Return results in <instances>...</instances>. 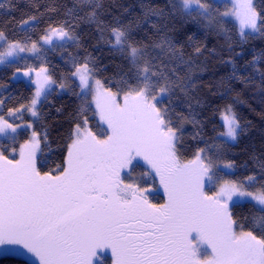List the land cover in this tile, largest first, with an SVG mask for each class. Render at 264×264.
Returning a JSON list of instances; mask_svg holds the SVG:
<instances>
[{"label":"snow or ice","instance_id":"1","mask_svg":"<svg viewBox=\"0 0 264 264\" xmlns=\"http://www.w3.org/2000/svg\"><path fill=\"white\" fill-rule=\"evenodd\" d=\"M75 2L80 7L70 9L68 15L95 23L101 39L108 31L107 43L123 56L128 68L106 86L96 79L89 55L83 63L71 57L75 69L71 76L79 80L80 91L74 94L81 99L78 115L82 119L69 134L66 156L55 174L42 173L37 167L41 138L36 131L18 150L15 146L18 129L32 128V124L8 119H20L22 111L38 117L40 98H46L56 83L47 69L41 68L31 81L35 91L30 103L9 108L8 118L0 114V246H21L35 257L34 264H94L99 249L111 250L112 264H264V158L252 156L256 171L243 181L221 175L217 161L223 146L237 141L245 131L231 104L221 113L224 130L218 133L217 152L210 155L204 147L191 159L181 158L184 123L194 127L200 123L190 101L197 87L194 57L205 49L189 35L192 52H186L169 36L167 24L169 18L179 16L230 41V29L224 25L234 18L233 26L238 22L236 32L243 42L248 36L264 34V10L258 12L253 0H168L166 8L143 5L136 27L147 25L157 38L142 42L133 39L132 24L106 25L99 18L101 0ZM220 5L226 10L220 12ZM78 11L85 15L77 16ZM36 19L30 16L22 24ZM74 27L67 20L50 25L40 37L43 43L32 41L30 47L27 40H8L0 30V65L23 59L20 53L39 55L44 45L53 44V38L79 46ZM228 47L231 51L230 43ZM262 59L264 53L254 55L239 68L231 58L223 62L232 65L229 79L247 85L258 76L264 84ZM249 68L251 73L241 75ZM178 92L188 102L187 115L174 105ZM4 105L0 99V107ZM89 112L97 119L95 131ZM199 135L197 131L193 139ZM43 139L47 140L46 133ZM140 161L141 180L158 178L164 203L148 198L159 189L144 187L133 178ZM233 165L229 161L223 167L230 170ZM258 184L257 192L249 191ZM206 189L214 190L209 194ZM246 203L252 205L250 215L238 218L235 209Z\"/></svg>","mask_w":264,"mask_h":264},{"label":"trees","instance_id":"2","mask_svg":"<svg viewBox=\"0 0 264 264\" xmlns=\"http://www.w3.org/2000/svg\"><path fill=\"white\" fill-rule=\"evenodd\" d=\"M0 30L5 33L8 40H27L28 45L32 41H39L45 30L50 26H57L65 20L75 25L73 32L79 37V46L75 43L65 44L63 47H44L40 55L34 59L18 60L9 65L0 67V99L5 100L4 112L9 108H19L21 105L30 103L34 94L32 84L23 79L14 80V76L21 70L39 66H46L50 75L56 81L54 90L41 102L38 109V118L34 129L41 138V151L38 158V168L43 172H53L58 165L62 164L66 156V143L70 132L82 117L78 115L81 99L74 93L80 91L77 82L71 76L74 71L71 57H77L80 63L89 55L94 61L96 69L95 77L107 81L118 74L127 71V61L114 51L109 43V32L106 31L101 39L95 23L85 20L73 19L68 15L70 9L79 8L75 0H0ZM102 7L98 9L99 18L106 25H114L116 21L124 24H132L133 39L142 42H150L157 37L154 30L144 25L136 27V19L143 15V5L166 8L168 0H101ZM257 11L264 10V0H254ZM55 8V11L51 9ZM224 5L219 6L223 10ZM86 11V10H85ZM85 11H78L77 16L82 17ZM30 16L37 19L31 21L28 26H23L22 21L28 20ZM157 20L156 17H152ZM30 22V21H29ZM168 34L174 42L178 41L185 46V51L192 52L187 45V37L193 35L196 42L205 49L202 55L194 57L197 65L196 81L197 87L193 90L194 100L190 101L195 118L200 122L196 127L191 123H184L183 140L181 146L182 159H190L198 148L213 147L219 140L218 133L223 131V124L219 119L220 112L226 105L231 104L245 131L239 135L235 143L224 145L223 157L234 162V170L223 176L224 179L243 181L244 178L256 171L252 156L264 158V84H261L257 76L253 83L244 84L237 80L229 79L232 71L231 64L223 61L231 58L237 67L243 66L251 61L253 56L264 53V34L257 33L248 36L243 42L236 32L232 23L224 26L230 29L228 33L231 40H226L224 35L216 31L203 28L177 16L175 19L167 20ZM229 43L232 50H229ZM215 50L212 52L211 50ZM71 54V56H70ZM259 67L264 70V59L260 61ZM19 69V71H18ZM252 69L249 68L241 75H248ZM61 83L67 85V92L60 94L58 87ZM115 90V89H113ZM174 105L177 111L187 115L186 98L177 93ZM199 100V104L196 103ZM90 125L96 130L97 119L88 113ZM27 111L23 112V120H28ZM199 131L200 135L193 139L194 134ZM47 135V140L43 136ZM27 138L22 133L17 140L23 142ZM7 154V153H6ZM133 175L144 187H155L159 189L158 178L153 182L151 177L141 180L140 173L144 171L143 161H140ZM259 184L249 190L259 189ZM152 203L162 204L165 196L162 189L158 193L149 194ZM251 203H246L235 209V215L239 217L249 216ZM0 264H33L29 260L15 256H0Z\"/></svg>","mask_w":264,"mask_h":264},{"label":"rangeland","instance_id":"3","mask_svg":"<svg viewBox=\"0 0 264 264\" xmlns=\"http://www.w3.org/2000/svg\"><path fill=\"white\" fill-rule=\"evenodd\" d=\"M254 2V0H253ZM227 8H231V5H227ZM226 10V7L224 6V9L223 10H219L220 12H223ZM233 21H234V18H230L226 23H232L233 24ZM31 23V21L29 22V24ZM225 23V24H226ZM28 24V25H29ZM28 25H23V26H28ZM236 27H238V22H236ZM38 43L42 44L43 42L41 40L38 41ZM61 43H63L64 45L65 44H69V43H73L71 41H68V42H61V41H58L56 38H53V44L52 45H44L42 47V49L44 47H55V46H59ZM29 47L31 46L28 45ZM41 49V51H42ZM0 50H3V49H0ZM20 57H24L26 59H34L36 57H38L39 55L37 54H33L31 52H24V53H20L19 54ZM23 58V59H24ZM23 59H17L16 61L18 60H23ZM4 65H0V67H2ZM41 68H46L47 69V74L50 75V72H49V69L48 67L46 66H39L38 68H34V67H30V68H27L26 70H21L19 72H17L14 76V80H19V79H23L25 80L26 82L31 83L32 80L36 79V73L40 71ZM29 69H32V71L30 72L29 76H24V72L28 71ZM75 70V69H74ZM75 79V81L77 82V84L79 85V80L78 78L76 77H73ZM96 79H99L96 77ZM101 80V79H100ZM102 82H104L103 80H101ZM33 87H34V91H35V85L32 84ZM107 86V85H106ZM56 87L55 84L52 85L51 87V90L46 94V97L54 90V88ZM68 90V87L67 85L65 86L64 89H61L60 87H58V92L60 94H63L65 92H67ZM45 99V96H42L40 98V101L38 102L37 104V111L39 109V106L41 104V102ZM89 99H91V97H89ZM233 109V107H232ZM223 111V110H222ZM222 111L220 112V115H219V119L220 121L222 122L223 124V121H222V117H221V113ZM233 111L235 112V110L233 109ZM23 112L22 111L21 113H18V116H20V119H13V118H8L7 117V113L4 112L3 110V107H0V114L4 115L5 118H8L9 119V122H12V123H15V124H28V123H31L32 124V128H22V129H18V132H19V135L18 137L22 134V133H26V136L27 138L23 141V142H19V144L17 145L18 147L17 150L19 149V145L20 144H23L25 141L29 140L31 138V134H32V131H36L34 129V124H35V121L37 120L38 117H32L31 114L29 112H27V115H28V120H23ZM236 114V112H235ZM91 126V125H90ZM94 130V129H93ZM95 131V130H94ZM37 132V131H36ZM38 133V132H37ZM39 134V133H38ZM18 137H17V140H18ZM17 140L15 142V145L17 143ZM220 140L221 138L219 137V140L216 144L213 145V147L209 148V154H213V153H216L217 152V145L220 144ZM5 144H10L11 141H4ZM231 143H235V142H232V141H229L228 144H231ZM223 149H224V146H223ZM222 149V151H223ZM40 151H41V144H40V147L36 153V159H37V167H38V158H39V155H40ZM11 158V156H10ZM16 158L18 159V155L16 156ZM192 158V157H191ZM190 158V159H191ZM226 162H229L228 160L224 159L223 155H222V158L221 160L217 161V163L219 164V167L221 169V175L224 176L225 174H228L230 172H233L234 170V165H233V168L232 169H224L223 165L224 163ZM133 178L137 181V176L133 175ZM230 180V179H228ZM127 182V181H126ZM209 191V194H211V191L214 190V189H206ZM259 189L257 190H249V191H253V192H257ZM8 248H15L17 249V251H7L6 249ZM2 255H15V256H19V257H23L27 260H29L30 262H32L34 264V261H35V257H33L31 254L27 253V251L25 249H23L21 246H0V256ZM93 261H94V264H112V254H111V250L110 249H99L97 250V254L96 256L93 258ZM36 264H38V262H36Z\"/></svg>","mask_w":264,"mask_h":264}]
</instances>
